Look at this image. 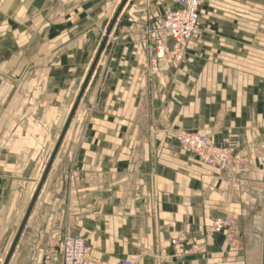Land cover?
I'll use <instances>...</instances> for the list:
<instances>
[{
	"label": "crops",
	"instance_id": "obj_1",
	"mask_svg": "<svg viewBox=\"0 0 264 264\" xmlns=\"http://www.w3.org/2000/svg\"><path fill=\"white\" fill-rule=\"evenodd\" d=\"M175 9L0 0V264L30 206L7 264H63L66 236L101 264H264V0H204L203 39L232 52L155 65L148 32ZM182 133L236 164L203 165Z\"/></svg>",
	"mask_w": 264,
	"mask_h": 264
},
{
	"label": "built area",
	"instance_id": "obj_2",
	"mask_svg": "<svg viewBox=\"0 0 264 264\" xmlns=\"http://www.w3.org/2000/svg\"><path fill=\"white\" fill-rule=\"evenodd\" d=\"M204 0H172L177 9L168 12L157 26L148 32L154 42L155 56L153 64L166 58L172 52L174 60L180 61L200 25V8ZM180 147L194 156L200 163L219 170H227L236 164V155L232 148L216 147L207 138L197 133H182L177 137ZM231 222L223 219L215 222L216 232L231 227ZM180 240H175L177 243ZM58 252L63 264H101L92 260L84 241L66 236L58 244ZM117 264H133L120 261Z\"/></svg>",
	"mask_w": 264,
	"mask_h": 264
},
{
	"label": "rangeland",
	"instance_id": "obj_3",
	"mask_svg": "<svg viewBox=\"0 0 264 264\" xmlns=\"http://www.w3.org/2000/svg\"><path fill=\"white\" fill-rule=\"evenodd\" d=\"M204 23V20L200 18L199 28L192 37L185 52H232V50L228 51L230 49V47L228 48L229 43L226 41L219 40L216 37L215 33L214 39H203V34H205V32L207 31V27L206 25H204ZM258 43L259 42L256 43V47L253 49L252 52H264V42H262V44ZM260 47L262 51H260ZM238 48L240 50L236 49L235 52H243L241 45Z\"/></svg>",
	"mask_w": 264,
	"mask_h": 264
},
{
	"label": "water",
	"instance_id": "obj_4",
	"mask_svg": "<svg viewBox=\"0 0 264 264\" xmlns=\"http://www.w3.org/2000/svg\"><path fill=\"white\" fill-rule=\"evenodd\" d=\"M116 15H117V14H116ZM115 20H116V17L113 19V21H112V23H111V26H110V28H109L108 31H107L106 38L103 40V42H102V44H101V46H100L99 52H98V54H97V56H96V58H95V60H94L93 66H92V68H91V71H90V73H89L87 79H89V77H90V75H91V73H92V71H93V68H94V66L96 65L97 61H98V58H99V56H100V53L102 52V50H103V48H104V46H105V44H106L107 37H108V35L110 34V31H111V29H112V26L114 25ZM79 99H80V96L78 97V99H77V101H76V103H75V106H74V108H73V110H72V112H71V114H70V116H69V118H68V120H67V123H66V125H65V127H64V129H63V132H62L61 138H60V140H59V142H58V144H57V146H56V148H55V150H54V153H53V156H52V158H51V161H52V159L54 158V156H55V154H56V152H57V150H58V147H59V145H60V143H61V141H62V138H63V136H64V134H65V132H66V130H67V128H68V125H69V123H70V120H71V118H72V115H73V113H74V111H75V109H76V107H77V105H78V101H79ZM51 161H50V164H51ZM50 164H49V166H48V168H47V171H48V169H49V167H50ZM32 203H33V202H32ZM30 209H31V206H30V208H29V210H28V212H27V214H26V217H25L23 223H22L21 226H20V229H19L18 234H17V236H16V238H15V240H14V242H13V245H12V247H11V249H10V252H9L8 256H7V259H6V261H5V264L8 263V261H9V259H10V256L12 255V252H13V250H14V247H15L17 241H18V238H19V236H20V234H21V232H22V229H23V227H24V225H25V222H26V220H27V217H28V215H29Z\"/></svg>",
	"mask_w": 264,
	"mask_h": 264
}]
</instances>
